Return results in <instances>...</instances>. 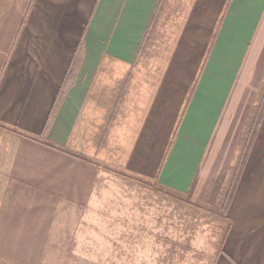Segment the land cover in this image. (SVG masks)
<instances>
[{"label":"crops","instance_id":"obj_1","mask_svg":"<svg viewBox=\"0 0 264 264\" xmlns=\"http://www.w3.org/2000/svg\"><path fill=\"white\" fill-rule=\"evenodd\" d=\"M107 171L187 203L204 264H264V0H0V264Z\"/></svg>","mask_w":264,"mask_h":264},{"label":"rangeland","instance_id":"obj_2","mask_svg":"<svg viewBox=\"0 0 264 264\" xmlns=\"http://www.w3.org/2000/svg\"><path fill=\"white\" fill-rule=\"evenodd\" d=\"M104 175L84 213L60 218L43 264H144L146 254L160 253V241H171L167 249L179 256L170 264H204L197 241L205 237L187 203L153 183Z\"/></svg>","mask_w":264,"mask_h":264}]
</instances>
